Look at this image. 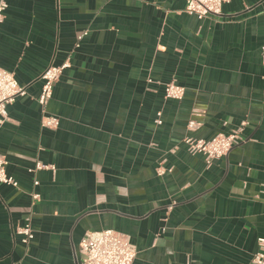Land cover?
<instances>
[{"label":"crops","instance_id":"0c3cea01","mask_svg":"<svg viewBox=\"0 0 264 264\" xmlns=\"http://www.w3.org/2000/svg\"><path fill=\"white\" fill-rule=\"evenodd\" d=\"M263 49L264 0L203 19L185 0H7L0 69L26 95L0 125L17 182L0 184V264H78L81 238L103 230L127 236L132 264H250L264 238ZM67 59L42 113L40 76ZM171 82L181 100L165 98ZM238 129L208 168L184 143Z\"/></svg>","mask_w":264,"mask_h":264},{"label":"built area","instance_id":"2783aa9c","mask_svg":"<svg viewBox=\"0 0 264 264\" xmlns=\"http://www.w3.org/2000/svg\"><path fill=\"white\" fill-rule=\"evenodd\" d=\"M230 0H185V12L189 15L203 19L209 16H219L221 8ZM7 0H0V24L5 19ZM261 59L264 62V49L261 52ZM70 67L68 59L59 66H49L41 74L42 81L39 96L36 101L44 112L47 103L52 97L53 87L59 81L64 70ZM26 95V89L18 84L12 74L0 69V125L6 119V107L15 98ZM184 95V88L173 82L165 85L164 96L170 100H181ZM160 124L158 120L156 122ZM41 128L55 130L59 121L52 116H45L40 122ZM198 124L194 121L188 123L189 128ZM240 130H234L227 135L219 134L210 140L185 139L184 143L187 151L191 155L200 154L204 158L206 167H210L214 160L226 156L241 140ZM7 162L0 154V184L17 188V182L6 173ZM36 163L29 172L51 169ZM38 181L33 182L37 186ZM33 201L39 199L37 193H31ZM16 232L22 235V243L29 245L34 236L30 228L29 220L23 227L17 228ZM79 262L78 264H132L135 259V249L129 243L127 236L114 230H103L100 232H86L78 244ZM250 264H264V238L257 240V251L253 254Z\"/></svg>","mask_w":264,"mask_h":264}]
</instances>
